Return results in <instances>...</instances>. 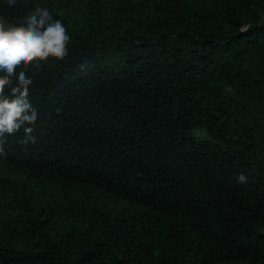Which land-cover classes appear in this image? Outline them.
Masks as SVG:
<instances>
[{"label": "trees", "instance_id": "16d2710c", "mask_svg": "<svg viewBox=\"0 0 264 264\" xmlns=\"http://www.w3.org/2000/svg\"><path fill=\"white\" fill-rule=\"evenodd\" d=\"M37 5L70 39L20 69L39 115L0 143V264H264V0L0 16Z\"/></svg>", "mask_w": 264, "mask_h": 264}, {"label": "clouds", "instance_id": "9594fccd", "mask_svg": "<svg viewBox=\"0 0 264 264\" xmlns=\"http://www.w3.org/2000/svg\"><path fill=\"white\" fill-rule=\"evenodd\" d=\"M18 3L27 6L29 0H7L9 8ZM69 39L65 25L46 7L37 5L31 18L16 27L0 16V143L21 129L32 133L38 120V109L29 95L33 79L20 69L32 62L38 67L50 57L63 59ZM3 156L0 151V157ZM237 182L246 183L247 176L239 173Z\"/></svg>", "mask_w": 264, "mask_h": 264}]
</instances>
